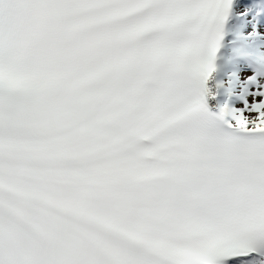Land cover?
I'll return each instance as SVG.
<instances>
[{
	"label": "bare ground",
	"instance_id": "6f19581e",
	"mask_svg": "<svg viewBox=\"0 0 264 264\" xmlns=\"http://www.w3.org/2000/svg\"><path fill=\"white\" fill-rule=\"evenodd\" d=\"M254 4L252 0L239 1L232 10L230 19L233 21L226 26L224 42L216 56L212 76L214 97L205 111L231 128L264 131V115H249L247 96L242 95L244 90L249 92V82L258 84L259 78L264 76V67L260 69L264 61V44L256 43V39L264 38V31L255 23ZM246 263L264 264V261L233 259L223 264Z\"/></svg>",
	"mask_w": 264,
	"mask_h": 264
},
{
	"label": "rangeland",
	"instance_id": "374dc122",
	"mask_svg": "<svg viewBox=\"0 0 264 264\" xmlns=\"http://www.w3.org/2000/svg\"><path fill=\"white\" fill-rule=\"evenodd\" d=\"M256 87L248 97L247 113L253 116L264 115V80Z\"/></svg>",
	"mask_w": 264,
	"mask_h": 264
}]
</instances>
